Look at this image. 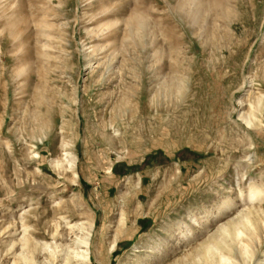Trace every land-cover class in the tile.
<instances>
[{
  "label": "rangeland",
  "instance_id": "rangeland-1",
  "mask_svg": "<svg viewBox=\"0 0 264 264\" xmlns=\"http://www.w3.org/2000/svg\"><path fill=\"white\" fill-rule=\"evenodd\" d=\"M0 264H264V0H0Z\"/></svg>",
  "mask_w": 264,
  "mask_h": 264
},
{
  "label": "bare ground",
  "instance_id": "bare-ground-1",
  "mask_svg": "<svg viewBox=\"0 0 264 264\" xmlns=\"http://www.w3.org/2000/svg\"><path fill=\"white\" fill-rule=\"evenodd\" d=\"M208 248H209V250H210V247H208ZM208 248H207V249H208Z\"/></svg>",
  "mask_w": 264,
  "mask_h": 264
}]
</instances>
